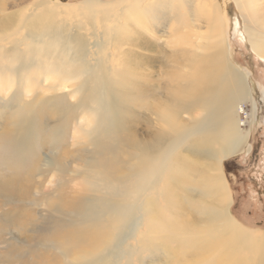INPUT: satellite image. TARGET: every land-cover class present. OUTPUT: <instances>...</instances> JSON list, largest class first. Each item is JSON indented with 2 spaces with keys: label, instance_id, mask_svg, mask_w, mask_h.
<instances>
[{
  "label": "bare ground",
  "instance_id": "bare-ground-1",
  "mask_svg": "<svg viewBox=\"0 0 264 264\" xmlns=\"http://www.w3.org/2000/svg\"><path fill=\"white\" fill-rule=\"evenodd\" d=\"M130 1L121 11L100 8L93 0L80 7L92 17V11L105 17L123 12L127 16L121 15L119 23L131 21L138 28L160 15L165 20L172 16L174 42L181 46H189L197 34L194 49L178 51L185 68L172 77L167 95L158 102L149 97L138 102L146 90L132 73L128 78H95L105 61L91 64L81 34L52 25V17L61 14L48 6L49 0L20 14L13 27L0 25V96L19 99L8 115H0V150L5 149L0 159V264H112L118 247L138 235H145L142 244L149 252L174 243L191 249L186 253L192 258L180 264H253L258 255L254 245L263 249L264 259V236L240 230L229 212L232 197L222 168L225 160L244 153L250 133L231 117L247 82L227 62V0ZM235 1L246 20L248 43L264 61V0ZM109 19H104L107 25ZM111 29H105L107 46L122 43L131 33L126 24L118 26L120 33ZM136 40L126 38L133 45L139 44ZM91 83L94 89L87 95ZM126 94L130 108L138 103L154 111L158 124L139 149L123 147L135 140L132 130L128 137L117 135L126 120L121 109ZM81 115L90 124L87 129L78 125L70 135V123ZM91 172L93 182L108 187L106 200L72 184ZM119 186L120 197L111 190ZM150 192L158 194L163 210ZM44 221L49 223L38 231ZM141 253L133 247L122 257L133 264Z\"/></svg>",
  "mask_w": 264,
  "mask_h": 264
},
{
  "label": "rangeland",
  "instance_id": "rangeland-1",
  "mask_svg": "<svg viewBox=\"0 0 264 264\" xmlns=\"http://www.w3.org/2000/svg\"><path fill=\"white\" fill-rule=\"evenodd\" d=\"M38 1L39 0H0V19H1L0 25L4 26V24L11 23L10 24L11 26L10 25L9 26L13 27L12 24L14 23V21L17 22L18 16L22 13H25V15L30 14L31 11L35 9L34 6H36V4L39 3ZM88 1L89 0H49L48 6L51 8V4H52L53 6H55L57 11H59L61 14L60 16L61 18L52 17V25L56 28L67 30L68 33L72 35H76L77 33L81 34L80 37L86 41V50L89 53L87 60L91 64L95 63L97 60L102 61V62L105 61L103 64L104 66L103 69L95 72L96 73L94 75L95 78L105 77L106 80L108 79L111 80L112 76H116L115 78L119 79L123 77V74H125L127 78L133 74V78L135 79V81L137 83L142 82L141 84H143L144 90H146V93H145L146 95L144 94L146 97L141 98L143 94L140 96L141 100L140 98L138 99L137 97V99L139 100L137 101L139 103H146V100H148L149 98L151 99L150 102H158L159 99L163 100L169 91L168 89L170 88L172 77L175 75H178V73H180L183 70V68H185V66H183L185 65L183 64L185 63V60H182L181 58L178 57V51L181 49H187V48L189 50L194 49V45L196 43L195 38H197V34L193 31L195 35L192 37L189 43L190 44L189 46L184 45L185 46L184 47V46H181L180 44H176L174 42V39L176 38L175 19L172 16H170L171 18L168 16V19L165 20L160 14H158L160 15L159 19L157 18L156 20H153L154 22L150 20L151 24H148V21H147V23L145 25H142L141 28H138L136 26H134L135 27L134 28L131 21L126 22L125 24L129 30L131 29L130 30L131 33L129 32L127 37H122L124 39L122 43L116 42L114 43V45L107 46L109 42L107 38L109 37L106 35L108 31L105 33L106 26L107 28L111 27L112 28L111 30H113L114 32L120 33L118 26L120 25L125 26V24L119 23L123 21V19H121L120 17L121 15L127 16V14H123V12H120L118 15H115L113 17H111V14H109L108 16H106L107 18H110L108 20L110 22H108L109 24L107 25L106 20H104V19H107L105 16H102V14H97L96 12L92 11V15L94 14L93 15L94 17H92L91 13H89L88 15V11L85 9H82L83 7L82 8L80 7V5L85 4V2H88ZM93 1L100 2L99 3L100 8H107V9L114 10L112 8L115 7V11L123 10L124 5L131 2L130 0H122V2H120L121 0H93ZM227 1H226V6L228 9V12L225 14L226 16L224 17V20H226L228 23L227 26H225L224 28V33H225L224 38L226 39V45H227L226 46L227 47L226 55L228 59L227 62L229 65L231 64L230 66L234 70L238 71L243 77H245V80L247 82V88H245V93L241 95L240 97H238L237 109L235 113L233 112L231 113V117L234 118L236 124L240 123L242 130H249L250 132L249 140L247 142L246 150L244 151V153H241L240 155H237L235 157H230L229 159L225 160L223 163V167H222L223 172H224L225 179L229 186L231 197H232V204L230 208L228 207V209H229L231 216L234 218L233 219L234 222L238 224V228L240 230L246 233L249 232L250 235L260 234L264 236V61L255 55V53L253 52V50L251 49L248 43V39L246 36L247 34L245 33L246 20L241 15V12L239 11L236 1L235 0H227ZM117 4H120V5L118 6ZM80 10L82 12L85 10V12L80 14L81 13ZM76 13L80 15H75ZM83 15L85 17H83ZM95 16L99 18H96ZM5 17L11 20H8ZM64 18L66 19L68 18V19L65 20ZM144 18L147 19V17H143L142 19L146 20ZM99 19H103V20H99ZM58 25H61L62 27ZM100 25H101V28H100ZM89 26L91 28H89ZM94 26H96L97 28L95 27L96 29H94ZM132 27L135 30H132ZM173 27L175 28L173 29ZM101 29L102 30L104 29V30L102 31ZM2 30L3 29H1L0 27V32H2ZM126 32H127V29H125V33H123V35H126ZM126 38H135L139 40L140 42L137 45L129 44V41H126ZM115 45L116 46L118 45V46L116 47ZM103 47L104 49L102 51H98L100 48L102 49ZM93 52L99 53V56L94 57L92 55ZM102 55L104 56V58L100 60V57H102ZM9 60H11L10 63H13V61L15 62L14 57H10ZM2 68L3 66L0 65L1 70ZM129 69H130V72H129ZM134 70H136V72L138 71L139 72L136 74ZM128 72L129 74L126 75V73ZM146 86H149V87H146ZM93 87L94 86L92 85V83L88 85V87L86 88V90L88 91L87 95L90 94V89L91 90L94 89ZM148 90L149 91L151 90V91L149 92ZM151 93L154 96H152ZM126 96L128 97V95L126 94L123 99V102L125 105L124 107L121 106V109L124 110L122 111H123V114L125 115L126 120L124 121L122 130H117L118 131L117 135L118 137H120L122 133L123 136L126 134L128 137L129 133L132 130V133H134L135 135V140L130 143L127 141V143L123 144V147L125 148V150L126 149H137V148L139 149L140 146L142 145L141 144L142 141H144L145 139H148L147 136L149 134L156 132L158 124L156 121V117L154 115V111L148 110L145 106L139 107L137 105L138 103H136L135 107L130 108L128 101H125L127 100ZM8 97L9 96L6 97L5 95L0 96V115L1 114L8 115L13 106L19 105L18 98L12 99L11 96L9 98ZM10 98H11V101H10ZM143 99H145V101ZM71 101L74 102L75 99H71ZM125 108L126 109L128 108L127 110L129 111L131 109L132 110L130 112L125 111ZM239 108H242L241 109L242 113L239 111ZM126 116L128 117L130 116L132 117V119L130 117H129L130 119H128ZM84 118L81 115L79 118H76L72 123H70L69 125L70 135L74 134V129L77 128L78 125L81 127H85V129H87V124L88 123L90 124L91 119H88L87 117H84ZM131 122L134 123L133 124L134 126L130 124ZM128 125H130L129 126L130 129L128 128ZM4 151L0 150V159L4 155ZM98 168L99 167L97 166L95 170H98ZM72 174L73 173H71L70 175ZM93 174L94 172H91L89 176H86L84 178L82 177L81 182H80V178L73 179L74 181L72 180V184L74 185L77 182L79 184L78 189H81V190L88 189L84 191L92 194L93 197H97V195H99L102 197V199L106 200V198H108L107 193L109 189L107 186L106 187L103 186L98 181L93 182L92 181ZM95 174L99 175L97 171H95ZM111 190L116 191L117 196L119 197L122 195L121 191L123 189L121 186L115 187L113 189L111 187ZM148 196H151L154 199H156L157 208L158 209L160 208L159 210H163L164 206L158 194L150 192L148 193ZM144 203L145 202L143 201L141 205L144 206ZM195 217L196 216L193 217L192 215L191 220L192 221L194 220L193 222L195 226L200 227L202 224L200 220L197 217L196 218ZM48 223H49L48 221L42 222L39 225V227L42 224L43 226H41L38 229V231H42ZM133 228L134 226H132V229H131L132 231H133ZM34 235L36 238L39 237V235H37L35 230H34ZM131 236H133L132 233H131ZM144 236L142 237V235H138L135 238L131 239L130 242L121 244L120 245L121 247L120 246L118 247L119 253L117 251H116L117 253L115 252V256L112 261L114 263L112 264H115V262L116 263L120 262L119 264H126V259L124 260L122 255L125 254L127 249L131 253L133 247L140 248L142 251V253L140 254L142 255L141 256L142 259L141 257H138V256L136 257L137 260L135 258H132L133 264H156V263L157 264H167L170 261H171V264H180L183 261L186 262V261H189L190 258H192L190 254H187L188 252L190 253L191 249L188 250L187 252L186 250L188 248L185 249L186 248L185 246H181L180 244H176V243L167 246L169 247L167 249L159 248L153 251L150 250L149 252L145 250V245L142 244V242L145 241ZM126 244H129V245H127L126 249H124ZM173 245L175 246L173 247ZM254 248H255V251L258 249V252L256 251L258 255L257 257H255L256 260L254 259L253 264H259L260 262H261L260 264H264L263 263L264 259H262L263 257L261 256L263 249L260 246L255 247V245H254ZM180 249L182 252L180 251ZM161 251L165 253H162ZM178 251H180L181 254H179ZM252 251H248V253L246 254L250 255L252 253L250 255L252 256L253 252L256 253L255 251L253 252ZM147 253L149 254L147 255ZM162 254L163 255L166 254V256H163ZM170 255H173V256L170 257ZM182 256L184 257V259ZM143 257L145 258V260L143 259ZM185 257L187 258L189 257V260H185ZM207 264H215V263L212 261V262H207Z\"/></svg>",
  "mask_w": 264,
  "mask_h": 264
}]
</instances>
